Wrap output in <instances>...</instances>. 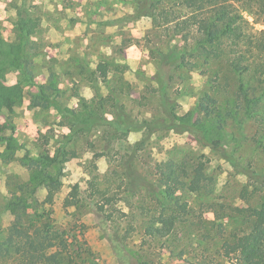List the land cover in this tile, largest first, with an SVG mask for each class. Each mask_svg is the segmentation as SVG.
Here are the masks:
<instances>
[{"label":"rangeland","instance_id":"1","mask_svg":"<svg viewBox=\"0 0 264 264\" xmlns=\"http://www.w3.org/2000/svg\"><path fill=\"white\" fill-rule=\"evenodd\" d=\"M140 1L0 0V84L22 92L12 110L0 108V264H227L224 244L264 203V139L255 142L258 124L244 117L241 78L224 58L200 56L191 70L161 66L157 51L183 43L140 16ZM23 11L39 23L27 55L16 26ZM104 61L113 65L103 78ZM205 96L216 102L213 119L198 110ZM90 111L97 124L71 126ZM189 118L221 122L214 136L222 135L224 155L168 128ZM146 121L156 128H142ZM11 136L17 149L3 156ZM167 161L187 171V183L196 169L209 180L198 192L162 191L156 166ZM176 202L191 212L168 237H151L161 215H179ZM15 226L46 248H23Z\"/></svg>","mask_w":264,"mask_h":264},{"label":"trees","instance_id":"2","mask_svg":"<svg viewBox=\"0 0 264 264\" xmlns=\"http://www.w3.org/2000/svg\"><path fill=\"white\" fill-rule=\"evenodd\" d=\"M138 7L140 16L150 18L153 25L161 28L165 33L171 30L172 38L180 37L183 43L182 46L172 47L168 52L157 51L156 57L160 59L161 66L168 69L187 68L191 70L196 66L193 59H198L200 56L214 59L224 58L231 70L241 78L239 85L241 109L247 120H253L258 124L259 130L255 136L259 138L255 142L261 144L264 139V108L261 106L264 102V29H255L244 17L243 12L250 13L257 22L264 24V0H169L168 2L142 0ZM144 10L146 12H143ZM16 26L22 34V53H25V43L37 32L39 23L23 11ZM112 65L113 63L109 61L101 62L96 73L100 77H107ZM244 75L253 79V85L242 80ZM21 98L22 92L19 87L9 88L0 84V108L5 107L12 110L15 102L21 101ZM51 103L57 109L62 110L60 102L55 98L51 99ZM215 104L212 97L205 96L198 110L204 112L205 118L213 119ZM98 116L95 111H90L79 122L75 121L71 126L80 130L89 129L100 121ZM190 118L189 120L181 119L177 123L171 121L168 128L178 130L179 133L191 132L201 143L224 155L226 151L222 135L214 136L218 129H222L221 122L219 126L212 122L207 127L201 118L197 121H192ZM156 122L160 124L158 125L160 127H167V124L160 119ZM142 125V128L150 131L156 128V125L152 126V122L146 121ZM133 128L142 129L138 126H133ZM8 140L9 143L6 151L2 153L3 156L17 149L16 138L11 136ZM41 159L49 165H62L56 157L41 156ZM156 170L159 176L156 187L162 191L189 188L193 192H198L204 188L203 183L209 180L204 173L196 169L193 179L187 183L189 174L181 165L173 161L158 164ZM47 178L56 181L59 176H48ZM206 206H209L206 207V211L214 208L213 205ZM98 208L100 211L105 209L101 205ZM175 211L179 212V215L173 214L168 217L161 215L160 224L162 226H151L148 229L149 235L160 239L168 237L175 228L177 220L190 213L191 209L187 203L176 202ZM15 231L18 235L26 236L27 240L23 245L26 250L40 245H42L41 248H46L42 240L32 238L33 236L23 228L15 226ZM231 238V241L223 246L227 264H264V203L253 209L248 225L236 230ZM36 240L40 243L37 244ZM6 243H0L1 255H3V247ZM14 244L15 242L9 241L11 249L15 246L16 251H21L22 247H19L17 243ZM39 260L42 259H37L36 262Z\"/></svg>","mask_w":264,"mask_h":264}]
</instances>
